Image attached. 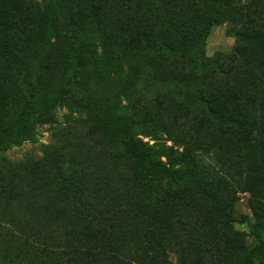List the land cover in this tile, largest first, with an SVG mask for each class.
Here are the masks:
<instances>
[{
  "label": "rangeland",
  "instance_id": "1",
  "mask_svg": "<svg viewBox=\"0 0 264 264\" xmlns=\"http://www.w3.org/2000/svg\"><path fill=\"white\" fill-rule=\"evenodd\" d=\"M36 1L38 6L29 0H0V42L8 40L16 46L23 37L21 32L35 20L44 19V13L54 12L59 24L58 38L54 36L55 43L49 51L24 45L17 62L9 65L11 71L0 72V264H29L25 250L36 241L53 258L68 257L63 251V239L68 237L71 243L85 248L82 259L89 261L96 256L100 243L98 230H113L134 214L135 208L128 206L133 182H139V175L131 157L117 164L122 136L109 126L111 109L131 121L136 139L151 146L158 143L155 148L170 149L171 158L184 149L183 142H193L190 149L195 150L189 154L194 162L185 160L178 165L203 182L207 174L213 183L214 178L226 179L229 186L219 187L225 208L230 213L238 208L240 213L251 215L245 193L247 170L243 169L244 156L249 152L257 156L258 164L257 170L247 176L264 181V133L259 126L264 108L258 110L256 104L264 86V52L257 44L249 45L250 51L243 49L241 56H236L237 26L220 24L218 16L194 6L192 0H86L101 25L95 35L82 33L86 66L82 76L76 78L68 65L72 50L64 34L68 26L66 9L59 3L44 5L43 0ZM228 2L230 7L252 2L249 5L257 6L264 0ZM171 19L181 22L178 33L190 48L210 25L202 49L222 70L213 71V75L186 73L180 66L165 65L158 52L145 55L150 49L148 44L152 49L157 47L153 42L161 38L162 23ZM114 38L124 45L128 80H138L130 94L119 89L115 71L107 64V56L116 43ZM5 59L9 61L1 54L0 63ZM247 59L252 65L246 64ZM17 69L23 72L17 75ZM177 80L180 89L175 91ZM69 85L70 91L66 92ZM240 89L244 95L239 94ZM46 94H50L52 110L36 115L37 120L16 143L14 132L21 111L39 108ZM219 94L228 96L227 101L222 99L215 105L221 115L236 114L237 98L242 106L254 108L247 111L249 117L242 131L229 129L218 117L212 118L205 103L199 101ZM93 101L100 104L96 109L88 108L86 103ZM247 143L252 146L250 150ZM148 156L145 153L144 160ZM69 183L76 189H68ZM171 186L166 182L153 184L155 205L167 194L172 196L174 205L179 201L182 204L179 209L172 207L174 211L160 212L162 228L168 220L176 221L188 214L203 213L205 219H219L210 213L212 203L191 190V186ZM237 195L241 198L238 203ZM138 205L146 213H157L158 208L149 209L139 202ZM128 208L129 216L121 213ZM93 215L102 218L89 223ZM237 228L249 232L240 223ZM118 264L130 261L120 257Z\"/></svg>",
  "mask_w": 264,
  "mask_h": 264
},
{
  "label": "trees",
  "instance_id": "2",
  "mask_svg": "<svg viewBox=\"0 0 264 264\" xmlns=\"http://www.w3.org/2000/svg\"><path fill=\"white\" fill-rule=\"evenodd\" d=\"M192 1L194 6L210 10L215 16H218L220 24L231 23L237 26L235 35L238 39V48L234 51L236 56H241L243 49L244 51L248 50L249 45L257 44L258 48L264 52V2L257 6L249 5L252 2L243 6L237 4V6L230 7L231 5L228 4L229 0ZM29 2L34 3L36 6L39 5L36 0H29ZM43 2L44 5H49L50 2L59 3L61 7L66 9L68 26L64 34L65 39L70 44V50H72V54L68 57V65L73 69L72 71L76 78L81 77L86 66L85 55L87 54L86 52L84 53L83 45L80 42L82 33L97 34L101 25L100 18L91 10L90 6L88 9L86 0H43ZM227 7L229 8L227 9ZM44 14V19L42 17L40 20H35L36 22L27 25L25 30L21 32L23 37L19 39L16 46H13L8 40L0 42V55L3 54L9 58V61L6 59L1 61V73L2 71H11L9 65H12L15 61L17 62L21 51L24 50V45L39 49L46 48L47 51L54 46L55 41L53 38L54 36L58 38L59 35V30H57L59 27L58 18L54 12L51 15H48V13ZM180 23L176 19L168 20L165 24L162 23L164 28L160 30L161 38L159 41L155 40L153 42L157 44V47L152 49L148 44L147 48L150 49L144 54L147 55L150 51L158 52L165 65L166 63H171L172 66H180L186 73L200 72L201 75H209L211 73L213 75V71L222 70L221 65L209 60L202 49L205 46L203 39L210 31V25L201 33L199 41L197 40V43L190 48L187 46L184 36L178 33ZM30 26L32 27L30 28ZM190 29L193 31V28ZM115 39L113 40L116 43L107 56V64L115 71L119 89L126 94H130L136 86L134 83H137L138 80L134 82L128 80L125 70L124 45ZM88 51L92 52V49ZM171 56H174V58H171ZM255 57L256 55L253 58ZM226 59L229 58L226 57ZM246 64L252 65V62L248 60ZM21 71V69H17L15 73L19 75ZM200 78H203V76H200ZM192 81L194 83L196 80L193 79ZM178 83H180L178 80L174 82L175 86L173 89L175 91L180 89V84ZM70 86L65 89L66 92L70 91ZM205 88H207L206 85ZM240 90L241 93L239 94L244 95L245 91ZM260 94L261 96H259L256 104L257 109L263 111L264 86H262ZM235 95L236 97L239 96L238 93ZM222 99L227 101L228 96L213 95L209 96V98L203 97L199 101L205 103L204 107L212 118L218 117L229 129L242 131L245 123H247L246 120L248 121L249 114H247V111L252 112L254 108H247L246 104L242 106L240 98H237L238 101L235 105L236 114L224 116L215 109V105ZM24 101L25 103L28 102L25 98ZM104 102H108V100ZM99 104L100 102L93 101L92 103L87 102L86 106L96 109ZM52 108L53 103L50 94H46L42 97L39 108H35V110L34 108H28L21 111L14 132V136L17 138L16 143L28 131L30 125L32 126L37 120L36 115L39 116L38 114L41 115L44 111H51ZM116 113V110H110L108 123L110 127L117 130L122 136V151L116 158L117 164L123 163L129 156L133 159L139 175V182H133L134 192L130 196L131 201L128 206L135 208L134 214H128V211L130 212L131 210L128 208L125 212H121L127 216L130 215L128 221H124L113 230H98L99 239H97L100 243L96 249V256L93 255V258L89 261L82 259L81 252L85 248L79 243H75L76 245L71 243L68 237L63 239L64 242L62 241L63 251L69 254L68 257L60 255V257L53 258L45 252L47 248H40L37 246L38 241H36L32 244V248L25 250V257L31 260L29 264H118L120 257L129 260L130 264H264V181H260L257 178L253 180L255 178L253 175L247 176V174H251V171L257 170L255 168V164H258L257 156L252 152L244 156L243 169L247 170L244 175L246 176L245 179H247L245 180V188L247 189L245 193L248 196L246 201L251 215L240 213L238 208L233 213H230L225 208L219 193V187L223 189L225 185L229 186V182L226 179H223V177L214 178L215 183H213L209 181L210 176L207 174L208 178L204 175L205 180L203 182L197 176L188 175L183 170V167L178 165L179 163H184L185 160L194 162V158L191 157L192 154H189L195 150L194 148L190 149L193 142H188V144H186V141L183 142L184 149L178 152L177 156L171 158L169 156V154H172L170 149L155 148L158 143L155 146H151L149 143L136 139L131 121ZM242 117L245 119L243 120ZM254 118L259 119L257 115H254ZM259 122L260 132L264 133V118L259 119ZM215 134L216 137L219 135L218 132ZM156 140L158 139L156 138ZM251 147L247 143L246 148L250 150ZM145 153L150 154L146 160H144ZM162 157H167V160L163 161ZM200 170L202 169L200 168ZM161 182L171 183L173 185L171 188L184 184L193 187L189 188L201 193L206 201L208 200L212 203L213 208L210 213L219 217V219H205L203 213H199L196 216L188 214L186 218L183 215L176 221L168 220L170 225L165 221L166 225L164 224V228H162L159 221L160 219L162 220L163 216L160 215V212L165 209L174 211L172 207L179 209L182 204L179 201L174 205L171 200L172 196L167 194L165 198L158 201V205H155L156 192L153 184ZM69 187L68 189H76L72 183H69ZM240 200L241 198L237 195V203ZM138 202L149 209L158 208L157 213L149 214L144 212ZM183 211L184 208L181 210L182 214ZM98 217L102 218L98 215H93L88 220L89 223L98 219ZM238 223L247 226L249 232L238 229ZM89 234L92 235V233ZM33 256L35 261H32ZM174 260L175 262H173ZM19 264H25V262Z\"/></svg>",
  "mask_w": 264,
  "mask_h": 264
}]
</instances>
